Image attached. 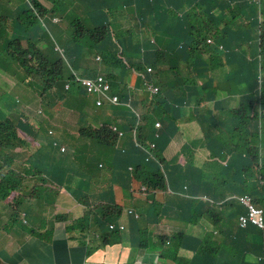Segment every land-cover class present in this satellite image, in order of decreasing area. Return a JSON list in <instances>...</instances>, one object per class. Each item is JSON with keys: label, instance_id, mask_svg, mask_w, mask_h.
Returning a JSON list of instances; mask_svg holds the SVG:
<instances>
[{"label": "trees", "instance_id": "16d2710c", "mask_svg": "<svg viewBox=\"0 0 264 264\" xmlns=\"http://www.w3.org/2000/svg\"><path fill=\"white\" fill-rule=\"evenodd\" d=\"M87 1L88 12L93 13L89 18L88 27H84L79 32L73 23L70 26L76 33L72 36V40L80 45L78 57L82 61L89 60L92 55L98 54L101 57V63L95 70L76 68L75 62L73 61L72 64V60L69 59L66 62L63 55L56 50V44L49 31L44 30L41 36L48 49L40 51L38 47L40 37H34L36 31L32 26L35 24L31 21H29L31 26H24L26 28L24 36L16 32L13 37L18 48L20 57L18 62L22 64L21 68L30 77L32 75L42 77L38 83L34 82L37 78H28L31 83L25 86L40 90L38 93L45 107L43 106V110L38 112L36 109L24 107L22 103V107L9 105L6 110L0 109V158L5 159L2 164L4 174L21 161L16 162L15 157L10 155L14 149L32 146L34 150L31 151L30 156L22 160L21 168L25 165L29 171L20 168L17 173L11 172V175H6L5 180L9 184L12 181L11 187L15 190L29 177L41 173L28 180V184H32L35 192H40L45 189L47 177L53 174L54 168L56 171L67 172L71 169L76 172V183L70 186V189L77 193L75 198L81 199L84 203L85 217L92 218L96 224H103L104 220L106 223L112 222L107 217L112 218L113 215L108 213L107 208L104 209L103 200H96L93 194L86 193L87 188L82 180V177L86 176V166L90 162L86 148L78 146L75 151L57 157V154L53 155L52 152H43L56 138L49 143H37L40 132L45 129L44 125L53 131V136L77 130L80 135L95 140L100 146H107V143L113 144L116 141L117 134H114L108 125L94 129L84 124L83 120L86 105L90 104L91 99L75 81V73L80 76L86 71L89 77L94 78L100 71L106 75L114 94L120 97L122 103L131 101L130 107L121 105L113 108L114 113L122 114L124 123H121L120 129L132 135L140 117L141 123L137 126L136 134L137 147L135 142L131 144V149L137 153V161L130 160L129 163L131 166L144 165L143 167L151 172V175L146 176L144 180L151 189L168 191L170 188L174 194H178L190 193L194 188H198L215 203L230 199L222 209L229 206L236 207L234 212H245L243 217L246 219L249 211L237 200L231 199L232 197L249 194L256 204L264 209V188L259 190V185L264 181V0L259 4L249 0ZM6 3L8 2L0 0V14H15L19 19L26 16L24 9L14 11ZM34 5L38 11L36 0ZM3 20L7 21L0 16V23L4 24ZM35 20H38L36 15ZM125 23H134L133 26L140 25L144 31H151L155 44L152 46L151 40L145 34L139 37L135 36L131 29L123 30L121 27L124 28ZM208 39H213L214 44H208ZM23 41H27V48L22 45ZM237 42L244 48L235 52L234 46ZM254 42H257V57L248 59L245 46ZM218 45H223L226 51L219 52ZM186 55L188 57H185ZM185 58H187L188 71H193L200 79H197L195 84V81L189 78L187 86L192 88V93L188 98L184 93L181 98L174 99L163 88H160L156 96L146 90V83L160 86L161 83L157 79L161 80L163 76L159 75L161 72L157 75L158 66L168 65L169 71L175 72L179 61ZM230 62L234 63L236 71L243 76V80L238 82V92L244 95L238 98L235 104L231 103L228 108L215 110V102L225 97L218 94V83L215 82L212 73ZM132 71L135 76L128 84L127 78ZM174 76L182 78L180 75ZM199 81H201L200 86ZM67 84H71L69 90L66 89ZM182 84L185 85L186 82ZM135 90L138 91V97L134 95ZM8 96L10 95L0 88V99L7 100ZM173 107H177V111L181 109L183 120L198 123L200 133L207 140V143L203 142L205 148L208 146L211 149V155L218 160L219 167L225 163L228 167L224 171L231 170L235 173H223L218 167L215 168L216 164H212L213 161L209 157L199 169L200 180H196V171L185 173L180 171V175L176 177L178 165L167 166L164 156L158 149L155 150L154 155L164 169L166 167L168 175H163L161 166L156 162L152 161L149 165H145L146 155L143 148H149L148 137L155 124L162 120L167 123L172 118L177 123L181 120L179 116H174ZM22 109L31 115L30 120L24 117ZM67 118H74L75 125H71ZM28 132V140L18 139L20 135ZM67 139L78 141L72 135H68ZM54 146L56 143L53 144L55 152L61 149V145ZM97 152H94L96 159L100 154ZM184 152L193 153V144L184 148ZM59 161L67 165L60 164ZM189 164L194 165L193 161H189ZM206 168L212 172H219L215 181L211 179L212 175L206 171ZM27 172H30L31 176H27ZM44 172L45 175L41 176ZM239 173L244 176L243 184L236 180ZM121 176L125 184H133L132 172H128V168L125 172H121ZM185 186L188 188L184 189ZM208 189L211 192L206 191ZM40 195L43 197L36 198V207L30 210L33 222L36 217L33 238L41 243L45 240L49 243L52 241V236L45 232L46 225L43 221L58 201L48 199L45 192ZM178 198L185 199V196L166 193L163 199L165 203H171ZM44 201L46 204H43ZM197 203L198 201L195 200L190 201L192 208ZM179 210L184 215L188 209L179 208ZM111 212L114 213L115 210L111 209ZM207 214L213 218L219 215L214 207ZM215 230L222 239H225L223 233L229 234V241L233 249L237 250L236 253L239 252L241 255L244 252L249 253L250 264H264V228H258L248 221L245 226L237 225L234 234L229 233L225 226L220 228L216 226L212 235ZM112 234L113 232L109 231L105 235ZM192 241L194 240L188 241L194 245L189 246V249H196L195 246L200 244ZM34 245L37 250L28 249L30 252L27 261L32 262L50 255L48 249H42L44 244L34 243ZM182 246L183 243L178 244L177 247L173 244L160 243L161 254L165 257L168 251L172 252L173 260L178 264L183 261L178 258ZM27 248L28 243L23 251ZM201 257L208 259L205 264H216L215 262L232 264L230 259L233 258L225 246L217 247L214 258L207 255Z\"/></svg>", "mask_w": 264, "mask_h": 264}, {"label": "clouds", "instance_id": "9594fccd", "mask_svg": "<svg viewBox=\"0 0 264 264\" xmlns=\"http://www.w3.org/2000/svg\"><path fill=\"white\" fill-rule=\"evenodd\" d=\"M5 1L8 2L6 4L9 7H12L13 9L14 5L11 6L12 0H5ZM22 1L25 5L24 11L26 14V16H24L23 18L19 19L18 17H16L15 14H0L1 17L7 19V21L5 20L2 21L4 24L0 23V56L2 59L1 63L4 65L6 64L14 65L16 63V65L20 67L22 66V64L18 62V60H20V57L18 55V48L15 43V39L13 37L15 36L16 32L24 36L26 34V31L24 30L26 28L24 26H31L29 21L35 24L34 26H32L33 29L40 26L43 28V30L49 31L52 39L56 44L55 46L58 52H59L58 49L60 48L57 45L56 39L54 37V33H57L60 36V38H62L63 42L66 43L69 40L68 35H70V38L72 39V36L76 34L73 32V28L70 26L72 23L76 26L79 32L84 27L86 28L88 27V22L90 17H87V19H85V17L80 13L81 9H75L74 11L70 12L71 16L67 17L68 7L71 4L66 0H57L55 2H53L52 0H36L39 6L38 11H36L35 9L34 0H22ZM249 1L259 4L263 0H249ZM84 4L86 5V3ZM16 9L14 8L13 10L17 11ZM33 12L36 15V17H38V20H35V15L33 14ZM12 29L14 30L13 32H11ZM35 31L36 33L38 32V30ZM145 32L146 31L143 30L140 33L136 34L135 36L142 37L145 34ZM43 34L38 36L40 37V46H38L40 48V51L48 49L46 42L42 41L41 39V36ZM147 37L151 40V43L154 45L155 43L152 33H150V35ZM31 41H35V40H31ZM207 43L214 44V41L213 39H208ZM22 45L25 48H27L28 46L27 41H23ZM234 47H235L234 48L235 52L240 48H244L243 45H241L239 42L235 43ZM218 51L225 52L226 50L223 45H218ZM59 53L63 55L65 61L67 62L68 58L65 55V51L62 50ZM185 57H188V55H186ZM94 59L96 64L90 70H95L101 63V57L98 54L96 57H94ZM186 62H187V58L179 61V66L175 70V72L172 70L169 71L168 65L158 66L156 68L157 75L158 72H161V74L159 75H162L163 78H161V80L157 79V81H159L161 84L160 86H156L154 85V83H146L145 85L146 90L150 94L156 96L159 94L160 88H163L165 92H168L169 95L174 99L181 98L184 93L188 98V96L192 93L191 92L192 88L187 86L189 78L195 81V84H197V79L199 78L196 77L193 71L191 72L188 71ZM233 64L234 63H228L226 65H223L222 67L213 71V73L217 71L222 72L226 67L227 68L232 67ZM192 67L193 66H191V68ZM233 71H234L233 77H229V76L226 77L225 75L223 78H228L226 80L228 90L235 93L232 94L230 98L237 97L238 100V98L244 95L238 92V82L243 80V76H240V74L236 71V67L233 68ZM98 72L99 74L94 78L89 77L88 73H87L88 74L87 78H83L81 76L82 74L78 76V74L75 73V81L79 84L80 88H82L85 91L88 98L91 99L90 104L86 105V108L93 109L95 111H108L111 116V120L106 121L105 124L94 123L85 112L83 119L84 124H87L88 126L94 129H101L104 125H108L110 130L114 134H117V139L113 144L107 143V146H102V145L100 146L99 144H96L95 140L89 139L87 137H83V135L82 134L80 135V132L77 130L74 131L79 133V136L77 137L78 139L77 142L84 144L83 147L86 148L88 152L87 156L89 158L94 157V152L97 151L101 152L102 150H106L110 154L108 159H104L99 154L98 159L105 160L108 164H110L113 167V172L110 182L102 184L101 185L102 190L100 192L102 195L107 193L106 196L104 195L106 201H103V206L104 209L107 208L108 213H111L113 215L112 218H110L109 216L107 217L112 222L106 223L104 220L103 224H96L92 218L88 219L87 217H85L86 212L84 208V203L82 202L81 199L80 200L76 199L75 195L77 193L70 189V186L75 185L76 183L75 182L76 175L65 181V185L57 186L53 183L51 179L55 174L53 172L51 176L47 177L48 182L46 183L45 189L40 192L41 193L45 192L47 198L50 199L54 194L55 195L60 194L62 191H64V193L67 194L69 198L72 199L73 203L81 209V214L79 216H74L73 214L67 211H58L52 214L51 216L46 215L43 221V224L46 225L45 232H48L51 236L52 235L56 236L55 239L58 240H65L67 242H76L77 247L83 249L84 256L87 257L93 256L99 252H106L118 248L122 249L123 246L130 249L133 253L137 252L140 255L146 250L145 249V247L147 248L146 245H151L154 250H159L160 243H164L166 245H171L174 243H178V244L183 243L184 245V243H188L189 246H194L188 242L194 240L192 242H198L200 245L195 246L196 249L188 248L187 250L188 252H192L193 256L207 255L210 258H213L214 252L217 250V247L219 246H225L228 249V251L235 250L233 249L231 243L229 244L225 243L224 239H222V237L218 235V231L215 230L212 235V231L216 228V226H218L219 228L225 226L226 230L229 231V233L231 234H234L236 232L237 225L245 226L248 221H250L258 228H264V209L258 206L254 201V198L249 194H242L241 196H234L231 198L237 200L241 205H243L249 211L248 219H246L243 217L245 212H238V213L234 212L236 207L229 206L225 209H222L224 206L227 205L230 199L223 201L219 200L220 202L217 201L215 203L214 201H212L210 198L207 197V195L203 190H199L198 188H194L193 191L191 190L192 192L190 193L180 192L178 194H174L170 188H168V191L167 190L164 191V189H151L144 182L145 177L151 175V172L146 170L143 167L144 165L142 167L133 166V165L131 166V164L129 163L130 160H132L133 162L137 161V153L131 149V144H134L135 142V146L137 147L138 143L136 140V134L138 129L137 126L141 123L140 117L138 119L137 126L135 127V130L131 135L132 139H129L128 135L130 134L120 129L121 123L122 124L124 123L122 114L120 112L114 113L113 108L119 107L121 105L130 107L131 101L129 100L127 103H122L120 97L117 94H114L110 81L108 80V78H106V75H104L100 71ZM129 75L130 78L127 79L128 84L131 83L132 78L134 79L135 73L132 71V73L130 72ZM174 75L177 76L180 75L182 76V78H177ZM171 76H174V78H170ZM29 78H37L34 80V82L38 83V81H41L40 78L42 77L32 75V77L29 76ZM99 78L104 79V81L108 84L109 89L104 93L89 92L88 87L84 84V81H89V80L97 81ZM213 78L217 83L216 78L218 77L214 75ZM29 82L30 80L28 78L26 81H22L23 87H25V89H37V88H33L32 86L30 88H27L25 85H30ZM182 82H186V84L183 85ZM198 85L199 86L201 85V81L198 82ZM16 87L17 86L13 85L8 91H5L11 97L8 96L7 100L4 98L0 99L1 101L0 109L6 110V107H8L9 105L10 106L19 105L20 107H22L21 104L23 103V106L28 109H36L38 112H41L43 110V108L45 107V103L40 98L39 93L34 97L35 100L34 105L26 106L21 96L13 95V90ZM70 87L71 84L66 85L67 90H69ZM37 90L38 92L40 91L39 89ZM134 95L135 97H138L137 90L134 91ZM221 99L225 100L229 98L228 97L219 98L215 103H217ZM174 108L178 109L177 107H173V111ZM21 111L23 112L24 117L30 120L31 115L26 111H24L23 109ZM178 112L180 114L179 117L181 118V120L178 121V123L174 120V118H172L171 121L167 123L162 120V121H158L155 124V127L153 131L149 134V136L151 135L160 136L164 140H161L159 143V147H156L155 144L156 142L154 140H150V138L148 137L147 144L149 148H143V152L146 155L145 165H149V162L152 161L156 162L161 166L163 175L165 174L168 175L166 167L165 170L164 166L159 162L158 159H156L154 152H156L155 150L157 149L159 151L160 150L162 151L161 145L163 144L164 141L166 140L168 141L175 136H180L182 146L180 145L177 156L181 161H183L182 166L183 168H185L183 173L187 171L188 166H191L189 164V161H193L194 165H195V161L202 163V165L200 166V168H202L207 158L209 157L213 161L212 164L214 165L216 164L215 168L218 167L223 173L225 174L235 173V171H231V170H229V172L224 171L228 167L225 163L221 165L222 167H219L218 160L216 158H213L211 155V149L208 146H206L205 148L203 142L206 141L207 143V140L206 137L202 133H200V129L198 128V123L193 121L196 123L195 126L197 128L194 131L187 130L186 126H182L181 124L183 118L181 117L180 108ZM44 127H45L44 131L40 132V137L43 136L44 138V136L47 135V137H49L51 140L53 138H56V140L51 142L49 146L43 150V152L45 153L52 152L53 155L57 154V157H62L65 154H69L72 152L69 149H67V147L71 142V140L67 139V136L72 135L71 132L66 134H60L58 136H53V131L48 129L46 125H44ZM177 130L181 131L179 135H177L178 133ZM41 133H44V135H42ZM194 133H197V137H191L193 136ZM28 137H29V132L20 135L18 139L28 140ZM122 140H125L124 148L120 147V142ZM37 143H41V142L37 141ZM55 143L56 146L54 147H58L61 144H63V146L61 145V149L57 152L53 151V144ZM172 143L168 142L170 147ZM189 144H193V148H194L193 153L185 152L183 155L181 152H179L182 148H187ZM24 148L26 150L30 149L31 151H34L32 146H29L27 148L24 147ZM14 150L10 153L12 157H15L13 155ZM200 153L204 154L201 161H199ZM124 155H126L127 157H124ZM162 155L164 156V153H162ZM133 156L136 158L132 159L131 157ZM4 160L5 159L0 158V206H2L4 215L7 218L6 219L7 222L3 225V228L6 229L8 225L9 228H11L12 226L18 227L19 230H14V232H18L15 234V239L17 244H21L22 243L21 241L24 237L33 238L35 223H36V217L33 222L30 216V210H34L36 207V205H34L36 197L33 196L35 190L31 183L28 184V180L36 175H40L41 173H36L32 177H29L25 182H23L20 186H18L17 189L14 190L11 187V185L13 184L12 181L9 184L5 180V176L8 174L11 175L10 174L11 172L17 173L21 168L23 159H21L20 161L15 157L16 162L19 161L20 162L13 165V167L10 168L7 174H4V171L2 169V164ZM165 161L167 163V166L170 164H176L174 163V161L167 160L166 158ZM89 164L90 162L86 166L87 169ZM99 166L101 167L102 164H99ZM127 168H128V172H132V178L134 179L133 184L130 183L125 184L124 179L121 176V172H125ZM21 169L29 171L25 165ZM206 171L212 175L211 178L212 180L215 181L216 178H218L217 176L219 175V172L218 173L212 172L208 168H206ZM43 175H45V172L41 176ZM27 176H31V173L27 172ZM82 180H84L85 187L87 188L86 193L90 194L86 176H83ZM187 188H188L187 186L184 187V189ZM263 188H264V181H262V184L259 185V190L261 191L263 190ZM206 191L211 192L210 189ZM166 193L170 195H177L179 197H181L184 194L185 199L178 198L180 200H183L184 202L183 205L181 206L174 205L173 204L174 200L171 201V203H165L163 198H165ZM119 194L121 195L124 201H120V202L117 201V195ZM3 195H5V197ZM192 200L198 201L197 205H195L193 208L190 205V201ZM244 200L249 201V204H247ZM212 207H214L215 210L218 212L219 215L217 217L213 218L207 214V212ZM179 208L188 209V210H186V214L183 215L182 211L179 210ZM251 208L257 211H261L260 220L262 221V225L255 224L254 221L250 218ZM111 209H113V211L115 210V212L112 213ZM166 213H170L171 215L170 219H173L175 222L179 223L180 226H178L174 230L161 229L160 225L163 223L165 219L162 217ZM177 213H179L180 215L177 218H175L174 215ZM128 218L134 221V222L132 221L130 225L127 224ZM175 219H179V220H175ZM198 227H202L204 231L201 235H198L194 232V229ZM109 231H112L113 234L105 235L109 233ZM70 232H73V234H71ZM223 235L225 236V238L229 236L228 233H223ZM201 245H205V246H201ZM206 246H210L215 249H211ZM0 264L2 263L0 262Z\"/></svg>", "mask_w": 264, "mask_h": 264}, {"label": "crops", "instance_id": "0c3cea01", "mask_svg": "<svg viewBox=\"0 0 264 264\" xmlns=\"http://www.w3.org/2000/svg\"><path fill=\"white\" fill-rule=\"evenodd\" d=\"M53 2L57 0H52ZM69 2L71 5L68 7V13L67 17L71 16L72 11L75 9H81L85 10L84 8V3H88L87 0H66ZM11 6H13V9L17 8L16 10L19 9H24L25 5L22 0H12ZM9 7V6H8ZM12 9V7H9ZM85 19H87L88 15L84 14ZM151 31L146 30L145 36H149ZM149 39V38H148ZM63 42V40H62ZM152 46L153 44L150 43ZM247 52V58L248 59H253L257 57V52H258V47H257V42H254L251 45H248V49H245ZM233 63V62H230ZM233 68L235 66L233 65L232 67L225 68L222 72L217 71L213 73V75H216L218 78H216L217 83H218V88L217 91L220 93V95H223L224 97L230 98L232 94H235L232 91L228 90L227 82L226 80L228 78H223L225 75L226 77H233L234 76V71ZM2 73L0 72V88L4 91H8L11 86L8 85V80L6 82V78H9V76H1ZM170 78H174V76H171ZM225 80V81H224ZM93 109L86 108V113L88 115L89 111ZM98 114H103V117L106 119V121L111 120V116L108 111H95ZM174 115L179 116V112L177 111L176 108H174ZM92 122L94 123H99L96 120L91 119ZM182 126H186L187 130H195L196 128V123L193 121H186L182 120L181 121ZM194 137V136H191ZM196 137V136H195ZM50 138L47 137V135L44 136V141L46 143L50 142ZM181 142V140H179ZM181 145V144H180ZM175 146L178 147L176 142H173L171 147ZM130 152V151H129ZM128 152V153H129ZM127 153V154H128ZM101 157L104 159L109 158V152L106 150H102L100 152ZM204 154L200 153V158L199 161L202 160ZM132 159H135L136 157H131ZM202 163L195 161L194 166H188L187 171L189 172H195L196 171V180H200L201 173L198 170ZM180 173L175 174L176 177H178ZM102 190V188H101ZM96 194V200H103L106 201L105 196L107 195L104 194L102 195L100 192ZM91 194H93L90 191ZM95 197V196H94ZM53 200L58 201L56 206L54 207L53 211L49 212L47 215L51 216L52 214L58 212V211H67L73 214L74 216H79L81 214V209L75 205L72 201L71 198L67 194L62 191L60 194H54L52 196ZM117 201H124L121 197V195H117ZM183 200L177 199L173 201L174 205L181 206L183 205ZM46 204V203H43ZM180 214L177 213L174 215L175 218H177ZM170 213H166L163 215L162 218H165L163 223L160 225L161 229H168V230H174L178 226H180L179 223L175 222L173 219H170ZM6 216L4 215L3 208L0 206V244H1V249H0V262L2 264H177L176 261L173 260L174 254L172 252H169L166 254L164 257L161 255L162 249L159 250H154L151 245H146L147 248L145 247V251L141 253L140 255L137 252H132L130 249L127 247L123 246L122 249H114V250H109L106 252H99L93 256L87 257L84 256V251L81 248L77 247L76 242H67L65 240H58L55 239L52 235V241L49 243H46V240L44 243L38 242L36 238H29L26 240L28 243V248L26 251L24 250V247L27 245V243L23 242L21 244H17L14 247H10L9 243L5 245L8 241L10 242L11 240H15V234L18 232H14L13 230H10L9 225L7 226L6 229L3 228V225L7 222L6 221ZM179 220V219H175ZM132 219L128 218L127 219V224L132 223ZM134 222V221H133ZM194 232L198 235H201L204 231L202 227H198L194 229ZM225 243L229 244L231 243L229 241V236L224 239ZM4 243V244H3ZM35 244H44L42 249H48L50 252V255L43 259H36L32 262L27 261L28 253L30 252L28 249L32 248L34 250H37L35 248ZM33 244V245H30ZM173 245L178 246V243H174ZM10 247V248H9ZM189 245L188 243H184L182 247L179 249L178 253V258L182 259L178 264H205L206 261L208 260L206 257H201V256H193L192 252H188ZM229 253L232 255L233 258H231L232 264H250V258H249V253H243L242 255L235 250L229 251ZM25 255V256H24ZM185 257H190L191 259L189 260H184ZM214 258V256H213ZM26 261V263H25ZM249 261V262H248ZM247 262V263H246ZM217 264V262H215Z\"/></svg>", "mask_w": 264, "mask_h": 264}, {"label": "rangeland", "instance_id": "374dc122", "mask_svg": "<svg viewBox=\"0 0 264 264\" xmlns=\"http://www.w3.org/2000/svg\"><path fill=\"white\" fill-rule=\"evenodd\" d=\"M84 5L85 10H80V13L84 16V14H87L88 17H90L93 13H89L88 12V5ZM125 18V17H124ZM134 24V23H133ZM133 24H126L124 25V28L121 27L123 30H129L131 29L133 34L136 35L138 33H140L141 31L144 30V28H142L140 25L137 26H133ZM34 30H38V32L36 33V35H34V37H38L39 35L44 33V30L42 27H36ZM14 30L12 29L11 32H13ZM54 37L56 39L57 45L60 49L59 52H61L62 50L65 51V55L67 56V58L69 60H72V64H76V68H85V69H91L94 67L95 63V59L94 57H96L95 55L91 58L86 59L85 61H82L78 56V52H79V44L77 41H73L70 38V35H68L69 40L64 43L62 42V38H60V36L57 33H54ZM69 48V49H68ZM62 49V50H61ZM245 49H248V46H245ZM19 61V60H18ZM74 61V62H73ZM0 72L2 73L1 76H9V78H6V82L8 80H11L8 82L9 86H17L14 90H13V95H18L21 96V98L24 101V104L26 106L29 105H34V97L38 94V90L37 89H25V87H23V83L22 81H26L27 78H29V76L25 73L24 69L21 68L20 66L16 65V63L14 65H9V64H2L0 63ZM83 78H87L88 74L86 72H83L81 75ZM130 78V75H129ZM127 78V79H129ZM17 80V81H16ZM230 99V100H229ZM229 99H221L219 100L217 103L214 104V109L216 110L217 108L220 107H227L231 101L232 104H235L237 102V97H232ZM88 116L90 119L96 120L97 122H99L100 124H105L106 123V119L103 117V114H98L97 112H94L93 110H90L88 113ZM74 118H68L67 121L72 124L75 125V122L73 121ZM177 135H179L181 133V131L177 130ZM42 135H44V133H41ZM71 134L74 138H77L79 136V133H77L76 131H71ZM193 136L197 137V133H194ZM129 139H132L131 135H128ZM150 140H154L156 143V147H159V143L161 140H164L163 138H161L160 136H155V135H151L149 136ZM180 140V136H175L170 140H166L163 142V144L161 145V149H162V153H164V157L167 160H172L174 162H176L177 165H179L180 168H178L176 170L177 172H183L185 170V168H183V161H181L179 159V157L177 156L178 150L180 148V144L182 146V142L179 141ZM38 141L40 142H45L43 136H41ZM168 142L172 143V142H176L178 147L172 146L170 147V145L168 144ZM63 146V144H61ZM84 144L82 143H78L76 141V139L71 140L69 146L67 147V149H69L70 151H75L77 149L78 146H83ZM125 146V140H122L120 142V147L124 148ZM33 148V147H32ZM31 148V149H32ZM183 150L184 148H182L179 152H181L183 155ZM17 159L21 160L24 159L25 157H28L31 155V150H26L21 149V148H17L16 150H14V154H13ZM90 164L88 166L87 169V173H86V180L88 182V188L89 190L93 193V195L95 196L96 199V194H98V192L101 190V185L104 183H108L111 180L112 177V172H113V167L108 164L105 160L102 159H96L95 157H90ZM58 163L63 164V165H67L66 163H63L61 161H59ZM99 164H102V166L100 167ZM31 168V167H30ZM53 172L55 173L54 176L51 178L53 183L57 186L60 185H65V181H67L69 178H72L76 172L75 171H71L69 170V172L63 170V171H55V168L53 170ZM237 180L239 183L243 184L244 181V176L242 174H239L237 177ZM42 194L41 192H35L34 193V197L36 198H42L43 196L40 195ZM45 202V201H44ZM43 202V203H44ZM34 205H36V203H34ZM53 211V210H52ZM10 230H19L18 227L16 226H12L10 228ZM29 239L27 238H23L22 239V243L26 242V240ZM9 243L10 247H14L16 244L15 240H11L10 242L8 241L5 245H7ZM4 244V243H3ZM1 244H0V249H1ZM9 247V248H10ZM190 259V257H185L184 260H188ZM26 263V261H25Z\"/></svg>", "mask_w": 264, "mask_h": 264}, {"label": "built area", "instance_id": "2783aa9c", "mask_svg": "<svg viewBox=\"0 0 264 264\" xmlns=\"http://www.w3.org/2000/svg\"><path fill=\"white\" fill-rule=\"evenodd\" d=\"M84 84L88 87L89 92L104 93L109 89L108 84L104 81L103 78H99L97 81H91V80L84 81ZM245 202L249 204V201H245ZM260 215H261V211H257L251 208L250 218L257 225H262V221L260 220Z\"/></svg>", "mask_w": 264, "mask_h": 264}]
</instances>
